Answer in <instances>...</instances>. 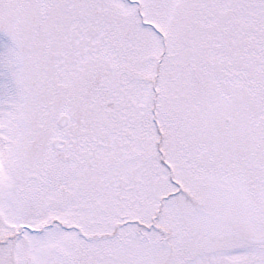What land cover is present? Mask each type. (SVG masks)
<instances>
[{"label": "snow or ice", "instance_id": "obj_1", "mask_svg": "<svg viewBox=\"0 0 264 264\" xmlns=\"http://www.w3.org/2000/svg\"><path fill=\"white\" fill-rule=\"evenodd\" d=\"M0 264H264V0H0Z\"/></svg>", "mask_w": 264, "mask_h": 264}]
</instances>
